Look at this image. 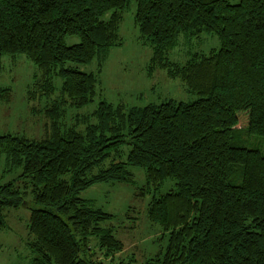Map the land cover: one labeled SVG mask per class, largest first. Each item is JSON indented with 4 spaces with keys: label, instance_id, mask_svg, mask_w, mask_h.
<instances>
[{
    "label": "trees",
    "instance_id": "obj_1",
    "mask_svg": "<svg viewBox=\"0 0 264 264\" xmlns=\"http://www.w3.org/2000/svg\"><path fill=\"white\" fill-rule=\"evenodd\" d=\"M136 1L139 39L152 48L148 73L165 71L196 100H104L74 114L94 102L102 61L123 45L130 0H0V57L23 54L36 65L27 100L46 120L41 139L0 135V161L21 169L0 180V232L7 213L31 197L32 264H103L91 237L104 256L125 243L111 224L115 214L80 193L134 182L139 167L147 179L139 195L176 181L149 203L148 219L169 242L145 264H264V0ZM203 34L216 35L221 48L186 63L170 59L181 38ZM68 35L80 42L67 45ZM95 61L97 71L79 69Z\"/></svg>",
    "mask_w": 264,
    "mask_h": 264
},
{
    "label": "rangeland",
    "instance_id": "obj_2",
    "mask_svg": "<svg viewBox=\"0 0 264 264\" xmlns=\"http://www.w3.org/2000/svg\"><path fill=\"white\" fill-rule=\"evenodd\" d=\"M238 3L240 0H231ZM137 1L130 0L124 10L120 34L123 45L110 51L108 59L102 61L98 93L94 102L82 109L72 112L90 114L99 102L126 103L128 107H142L148 103H161L169 100L190 102L198 98L187 91L184 83L173 79L165 71L148 73V63L152 57V48L139 39V29L135 25ZM80 42L75 35L66 37L67 45ZM221 43L214 34H203L193 42L181 38L178 45L169 53L170 59L186 63L192 53H210L219 50ZM100 62L79 64L84 72L97 71ZM37 73L36 65L23 54L3 55L0 57V135L11 133L26 136L29 139H41L46 126L43 116L37 115L28 104L27 90ZM61 81H57L59 87ZM45 102V101H43ZM255 138V139H254ZM249 138L247 146L251 147L259 138ZM125 154L129 146H124ZM12 170V171H11ZM134 182L97 183L80 193V196L91 200L92 206L115 214L112 225L124 241V249L115 255L104 256L98 247V238H90L93 251L103 264H145L146 260L157 254L165 253L169 232L160 225L153 224L147 217L149 203L153 195L160 196L176 188L174 179H167L156 191L139 195L146 185V175L142 168H132ZM21 169L11 168L5 157L0 161V180L7 183L17 177ZM32 198L19 209L7 213V227L0 232V264H32V253L27 245L30 205ZM107 224V223H106ZM105 224V225H106Z\"/></svg>",
    "mask_w": 264,
    "mask_h": 264
}]
</instances>
